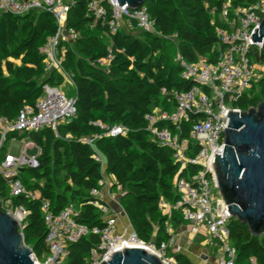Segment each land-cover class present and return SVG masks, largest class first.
<instances>
[{
	"label": "trees",
	"instance_id": "obj_1",
	"mask_svg": "<svg viewBox=\"0 0 264 264\" xmlns=\"http://www.w3.org/2000/svg\"><path fill=\"white\" fill-rule=\"evenodd\" d=\"M89 1L71 0L67 16L68 26L79 32L63 59L64 68L73 73L77 115L61 123L57 131L45 127L24 133L41 148V153L39 164L25 168L21 178L29 190L39 194L34 198L24 194L14 197L16 204L29 210L22 232L39 260L49 253L43 203H50L53 214L70 202L79 205L76 218L90 231L69 244L65 264H85L91 249L100 242V236L92 230L106 226L102 213L90 202L91 190L104 176L95 151L105 159L108 174L115 178L113 187L124 190L120 201L139 239L159 246L171 237L166 225L169 217L162 214L159 200H177L172 180L179 163L174 161L173 150L159 144L147 129L146 115L155 107L172 111L176 106L173 91L187 90L194 82L184 80L179 62L173 63L162 52V34H176L179 53L188 61H197L201 56L215 60L220 39L214 15L220 14L226 0H146L144 4L159 33L139 29L141 34L123 26L111 31L107 23L89 14ZM253 1L231 0L233 6ZM87 28L98 29L107 40L90 35ZM56 30V18L50 11L0 14V116L14 119L23 106L36 104L45 85L60 86L62 75L47 70L39 52ZM109 54L113 57L105 70L98 59ZM253 58L264 63V50L256 51ZM40 77L44 79L39 81ZM256 86L259 92L253 94ZM263 100L264 77L233 105L247 110ZM195 118L192 115L182 123V137H190ZM96 122L104 126L123 124L129 130L115 137H97L91 146L84 138L105 131ZM158 125L174 127L162 121ZM182 175L187 172L184 170ZM8 195L7 181L0 174V197ZM170 219L183 222L175 215ZM229 231L239 264H246L251 256L264 264V234H253L236 218L231 219ZM174 257L180 264H193L180 252Z\"/></svg>",
	"mask_w": 264,
	"mask_h": 264
},
{
	"label": "built area",
	"instance_id": "obj_2",
	"mask_svg": "<svg viewBox=\"0 0 264 264\" xmlns=\"http://www.w3.org/2000/svg\"><path fill=\"white\" fill-rule=\"evenodd\" d=\"M69 8L70 3L65 0H0V14L10 12L22 15L44 10L53 13L57 30L48 36L39 52L45 68L56 70L62 75L66 70L63 65L64 55L60 54L61 43L74 40L79 35L77 29L67 24ZM88 12L96 20L107 23L113 32L122 26L131 30L156 31L154 20L145 4L132 9L128 5L120 6L117 0H90ZM262 19L264 0H255L239 6H233L231 0L225 2L219 16L215 18L220 39L216 59L210 60L201 56L197 61L191 62L179 53L177 61L182 69L181 77L193 81V85L187 90L173 91L176 106L172 111L155 107L152 113L146 115L147 129L159 144L173 150L174 161L179 163V171L172 180L178 198L175 202H170L161 197L159 206L168 217L179 216L195 228H206L207 233L212 236L209 243L220 244L221 254L216 259V264L239 263L237 249L230 242L229 223L233 218L218 188L213 157L223 152L224 127L228 122L227 111L245 110L233 103L244 96L257 81L258 62L253 57L256 51H262L264 47L262 42H253L251 35L255 28H260ZM112 57L113 55L109 54L99 58L98 62L109 66ZM162 90L165 91L164 88ZM76 115V98L68 96L60 86L47 84L44 86L43 95L34 106H23L14 119L0 116V174L6 179L9 187V195L0 199L3 210L13 215L21 228L26 224L29 210L22 204H16L14 197L22 194L33 198L38 196V191L28 189L21 173L27 167H36L41 153V148L24 133L45 127L57 131L61 123L70 122ZM192 115L196 118L190 137H182L181 125ZM161 121L172 123L174 127H160L158 123ZM96 123L105 128V131L94 137L84 138L91 146L97 137H115L127 134L129 130L123 124L104 126L101 122ZM11 133L16 134L13 139L19 138L24 142V147L18 155H13L9 146L7 151L3 152L5 142L12 140ZM24 137L28 139L25 140ZM34 146L38 148V154L28 155L27 149ZM94 157L103 167L104 158L97 151ZM193 167H196L194 172ZM184 170L187 175H182ZM103 186L112 188L113 185L104 177L100 179L98 186L91 190L93 198L90 202L100 210L106 226L92 230L100 236V242L91 249L85 264H100L109 259L108 254L112 252L123 247L139 245L148 247L169 261L165 255L168 249L176 244L175 235L170 233L171 237L159 246H150L139 239L134 230L131 235L126 232L118 233L117 215H109V206L98 198ZM42 210L48 227L49 253L44 260H39L34 252L32 257L35 264H65L69 244L78 241L90 230L86 224L77 220L79 205L76 203L70 202L59 213L53 214L50 203L45 201ZM246 264L260 263L255 256H251Z\"/></svg>",
	"mask_w": 264,
	"mask_h": 264
},
{
	"label": "water",
	"instance_id": "obj_3",
	"mask_svg": "<svg viewBox=\"0 0 264 264\" xmlns=\"http://www.w3.org/2000/svg\"><path fill=\"white\" fill-rule=\"evenodd\" d=\"M146 0H117L135 9ZM251 40L264 47V19ZM222 154L213 157L218 188L232 218L264 234V100L247 110L227 111ZM123 214H126L123 210ZM18 220L2 208L0 199V264H35ZM100 264H174L143 245L123 247Z\"/></svg>",
	"mask_w": 264,
	"mask_h": 264
},
{
	"label": "rangeland",
	"instance_id": "obj_4",
	"mask_svg": "<svg viewBox=\"0 0 264 264\" xmlns=\"http://www.w3.org/2000/svg\"><path fill=\"white\" fill-rule=\"evenodd\" d=\"M229 1L230 0H226L225 2H229ZM65 2L70 3L71 0H65ZM214 14H215V12H214ZM218 16L219 15H217V14L214 15V17H218ZM87 30H88L90 35H99V37H101L104 41L107 40V37L104 34H102V32H100L98 29L87 28ZM134 31H135L134 33H136V34H141V32H142L139 29L134 30ZM155 32L159 33L157 30ZM162 37H163V40H165L164 41L165 46H164V49L162 50V52H164L166 54V56L173 63H175L177 60V56L179 54L178 38H177L176 34H174V33H172L168 36H165L162 34ZM72 43H73L72 40L63 41L61 43V47H60V54L65 55V52L67 49H72L73 48ZM158 54H160V51L157 52V55ZM99 65H101L103 68H105V70H108V67H109L108 64H103V63L99 62ZM263 77H264V65L262 63H257V70H256V80L257 81L256 82H258V80L260 78H263ZM43 79H44V77H40L39 81H42ZM60 87L63 89V91H65V93L68 96H74V94H75V83L73 80V73L72 72L67 71V70L64 72V74L61 76ZM258 92H259V87L256 86V88L253 90L252 93L256 94ZM10 143H11L10 139H8L5 142L4 149H3L4 153L7 151V147L9 146ZM23 147H24V142H22L20 139H17L13 143L11 153L13 155H18L22 151ZM27 153H28V155L38 154V148L37 147H29L27 149ZM114 190L116 191V193L120 194L119 195L120 197L122 196V192L124 191L122 189V187H120V186H116ZM111 214H113L112 209H110V211H109V215H111ZM162 214H164L163 211H162ZM117 217L118 218L120 217L119 214H117ZM170 218L171 217H169V219L167 220V223H166L167 229H168L169 233L174 234L176 239H177L179 237V235L181 234V229L178 230L179 222L175 221V220H171ZM126 227L129 228V230L126 231V234L131 235L133 230L131 229L130 225H128ZM192 229H194L195 232L197 231L195 227H192ZM203 230L205 233L202 235H199L200 237L196 238V242L198 245H200L199 247L206 248V250L203 252L206 253V251H208V253L210 254V257H212L216 261V259H218L220 257V254H221L220 253L221 252L220 244H218V242L216 243V245L210 244L209 242L212 241V236L207 233L206 228L203 227ZM117 232L122 233L121 231L118 230V228H117ZM203 238H205V239H203ZM178 241L179 240H177L175 245L171 246L168 249V251L166 252V255H165V257L168 258V260L174 264H180L174 257V253H178L179 251L180 252L182 251V249L178 245ZM147 244L150 246L155 245L154 242H150ZM201 252L202 251H200L199 254ZM199 258H200V256H199ZM42 260H44V259H42Z\"/></svg>",
	"mask_w": 264,
	"mask_h": 264
},
{
	"label": "crops",
	"instance_id": "obj_5",
	"mask_svg": "<svg viewBox=\"0 0 264 264\" xmlns=\"http://www.w3.org/2000/svg\"><path fill=\"white\" fill-rule=\"evenodd\" d=\"M15 135H16L15 133H11L12 140L11 143L9 144L10 152L14 141L19 139V138L13 139ZM24 138L25 140L28 139L27 137ZM102 172L104 175L103 177L108 181H110V183L113 185V183L115 182V178L111 174H108L107 164L105 159H104V166L102 167ZM114 189L115 188L113 186L112 188L111 187L109 188L108 186H103L101 188L100 194L98 195V198L104 201L109 206V209H112L113 214L116 215L119 214L120 217L119 218L117 217L118 218L117 228L119 231L126 232L127 230H129V228L126 227L128 225H130L131 229L133 230V227L129 221L128 216L126 214H123L124 208L120 201V196H119L120 194L116 193ZM192 227L193 226L186 221L179 222L178 230L181 229V234L176 239V242L177 240H179L178 245L182 249V251L179 252L186 255L193 264H216V261L212 257H210L208 251H206V253L203 252L206 250V248L199 247L200 245H198L196 242V238L200 237L199 235L205 233L203 227L196 228L197 230L196 232L194 229H192ZM200 251L202 252L199 254Z\"/></svg>",
	"mask_w": 264,
	"mask_h": 264
}]
</instances>
